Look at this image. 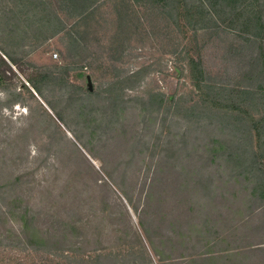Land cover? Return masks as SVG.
Here are the masks:
<instances>
[{
  "label": "rangeland",
  "instance_id": "rangeland-1",
  "mask_svg": "<svg viewBox=\"0 0 264 264\" xmlns=\"http://www.w3.org/2000/svg\"><path fill=\"white\" fill-rule=\"evenodd\" d=\"M78 11L0 0V264H264V0Z\"/></svg>",
  "mask_w": 264,
  "mask_h": 264
},
{
  "label": "trees",
  "instance_id": "trees-1",
  "mask_svg": "<svg viewBox=\"0 0 264 264\" xmlns=\"http://www.w3.org/2000/svg\"><path fill=\"white\" fill-rule=\"evenodd\" d=\"M63 1L66 2L68 5L74 6L76 10H79L78 12L80 15L87 12V10L91 8L93 5H95V3L97 2V0H63ZM253 43H255L254 40Z\"/></svg>",
  "mask_w": 264,
  "mask_h": 264
},
{
  "label": "built area",
  "instance_id": "built-area-1",
  "mask_svg": "<svg viewBox=\"0 0 264 264\" xmlns=\"http://www.w3.org/2000/svg\"><path fill=\"white\" fill-rule=\"evenodd\" d=\"M54 56L57 57L58 56V53H55Z\"/></svg>",
  "mask_w": 264,
  "mask_h": 264
}]
</instances>
